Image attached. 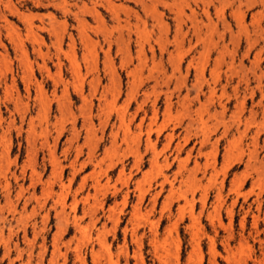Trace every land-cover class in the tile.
Wrapping results in <instances>:
<instances>
[{"label": "rangeland", "instance_id": "1", "mask_svg": "<svg viewBox=\"0 0 264 264\" xmlns=\"http://www.w3.org/2000/svg\"><path fill=\"white\" fill-rule=\"evenodd\" d=\"M0 264H264V0H0Z\"/></svg>", "mask_w": 264, "mask_h": 264}, {"label": "bare ground", "instance_id": "2", "mask_svg": "<svg viewBox=\"0 0 264 264\" xmlns=\"http://www.w3.org/2000/svg\"><path fill=\"white\" fill-rule=\"evenodd\" d=\"M147 6V5H146ZM206 12V11H205ZM22 14V13H21ZM74 67V66H73Z\"/></svg>", "mask_w": 264, "mask_h": 264}]
</instances>
